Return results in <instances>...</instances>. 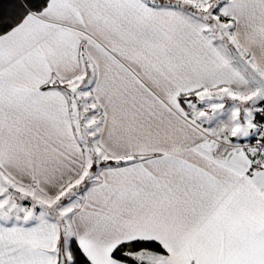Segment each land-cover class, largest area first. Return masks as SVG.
<instances>
[{"label":"snow or ice","instance_id":"1","mask_svg":"<svg viewBox=\"0 0 264 264\" xmlns=\"http://www.w3.org/2000/svg\"><path fill=\"white\" fill-rule=\"evenodd\" d=\"M0 264H264V0H0Z\"/></svg>","mask_w":264,"mask_h":264}]
</instances>
